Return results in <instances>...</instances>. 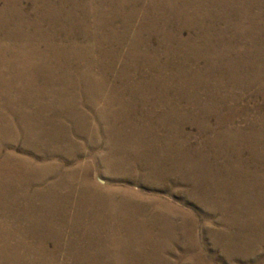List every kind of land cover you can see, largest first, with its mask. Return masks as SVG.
Segmentation results:
<instances>
[{
  "label": "bare ground",
  "instance_id": "obj_1",
  "mask_svg": "<svg viewBox=\"0 0 264 264\" xmlns=\"http://www.w3.org/2000/svg\"><path fill=\"white\" fill-rule=\"evenodd\" d=\"M24 1L0 0V223L11 226L0 230V236L4 240L0 242V264H25L19 256L13 255L15 247L25 251L33 250L53 259L56 241L59 240L61 233L54 232L52 226L46 225V221L59 222L62 227L65 220L73 221L71 227L73 231L67 234L69 241L66 246L67 258H70L71 264H81L78 257L84 255L87 250L76 248L75 241L94 242L105 239L106 235L105 229L101 230L104 227L97 226L101 234L92 230L95 229L92 227L98 223V218L89 215V220L85 221L80 213H74L73 217L72 206L78 204L80 209L90 210L86 204L91 203L94 197L89 195V191L94 193L98 191L107 199L112 196L113 190H116L115 192L121 190L112 186L111 190L106 189L108 193L98 190L92 179L95 177V180L101 181L98 172L92 170V164L83 160L80 163L78 159L81 145L82 148L97 147L99 143L98 138H95L92 124L87 123L89 116L102 124L104 143L108 145L114 135L117 137L114 131L116 123L126 121L129 128H137L136 124L139 123L137 119L142 113L140 109L139 112L133 109L134 105L131 111L122 107V101L116 97L122 85L117 79L122 80L123 77L142 79L146 77L145 67H150L153 76H164L169 72L163 71L153 62L149 66L141 64L137 60L139 57L137 53L132 54V51L128 54L119 51L117 58H121L124 53V56L133 57L139 65L128 66L129 70L126 65L115 70V65L119 61L116 57L114 59L113 53L111 55L107 53L103 44L109 42L112 47L118 45L125 47L127 41L123 43L119 35H116L114 40L100 34V31L109 25V20L100 18L93 20L92 14H83L91 19L89 23L80 21L76 29L72 30L60 22L63 12L50 0H40L41 8L33 15L23 11ZM190 1L192 0H172L167 4L159 3L154 6L150 3V6H145L146 8L144 3L137 8V1L132 2L135 8L132 9L133 14L135 12L139 16L142 15L144 19L150 16L156 22L165 14L172 15L173 19L169 22L174 23V32L177 36H167L165 41L168 44L175 43L178 56L183 57V64L175 66L177 82L171 85L170 89L186 91L187 86L195 85L204 75L236 76L247 80V84L239 82L234 85L235 90L248 92L254 87L252 94L264 102V83H257L259 77L264 79V0H210L211 3L202 4ZM113 2L115 0H106L104 8L112 6ZM114 10L119 14H125V10H118L117 7H114ZM72 14L67 13V16L71 17ZM206 16L214 19H210L211 21L204 25ZM143 18L140 19L141 22L144 21ZM201 19L202 21H198ZM219 21L227 23L234 37L245 36L251 45L231 50L222 45V36L213 33L215 29L210 31L209 28H214ZM180 24L194 28L195 35L190 32L184 35ZM195 28H203L204 32L199 33ZM124 35L129 36L126 33ZM135 35L131 36L129 41V48L132 50L142 46L140 34ZM80 36L82 44L80 40L75 39L77 37L79 39ZM85 39L93 40V49L98 50V55L92 54V46H88ZM168 57L169 54L165 59ZM256 62H263L259 72L254 69ZM231 63L234 65L230 66ZM172 64H175V61L172 60ZM198 64L200 70L197 69ZM112 76L117 78L114 80ZM133 83L134 89H131L130 93L142 95V86L147 84L144 81ZM162 88L159 92L168 90L164 86ZM208 90L214 91L211 88ZM234 95L236 99L240 98ZM222 104L224 102L220 103ZM162 105H165L162 101L158 102L159 107H163ZM168 106L169 108L166 107L168 110H175L171 109L175 108L171 107V104ZM238 107H241L242 113L246 111L244 107L234 105V109ZM256 108L259 109L261 106L257 105ZM196 109L201 117L204 116L206 109L198 107ZM92 110L96 117L91 114ZM253 122L250 121L248 124ZM69 123L75 129L74 133L66 129ZM146 135L154 143L161 139V135L156 133L146 132ZM16 147L20 148V152H17ZM143 149L147 154L155 156L150 158L144 156L139 161H131L113 157L107 151L101 159L99 158L100 164L106 172L124 173L133 178H136L135 168L140 164L142 176H152L161 181L168 174L175 173L184 176L181 180L183 185L188 184L201 195L222 194V198L221 195H217L215 204L224 199L221 212L225 226L223 231L211 233L214 244L224 246L222 250L229 259L227 262L221 260L222 264H264V174H253L248 170L249 164H246L248 169L240 163L235 166L234 160H228L231 163L227 166L232 165L226 167L229 169L224 170L226 174L224 171L220 173L223 168L214 161L210 163L205 160L192 161L193 154L204 155L198 148L197 152L196 149L189 148L177 155L170 153L169 148L164 149L153 143L144 146ZM220 176H224L226 182L220 178L217 180ZM211 178L212 181L209 180ZM229 178L236 179L237 182L230 183L227 181ZM125 190L127 189L121 190L124 192L121 195L128 196V199L122 202L120 207L131 210L133 208L129 207L130 204L137 203L139 196ZM213 199L214 197H211L208 200L213 202ZM132 216V212L123 215L126 219ZM184 216L186 218V214ZM87 226L91 227L87 229ZM12 227H15L14 231L11 230ZM12 235L28 238L33 244L28 246L26 243L21 246L17 242V245L8 246L5 239H10ZM245 237L247 239H241ZM107 240L111 241V250L104 255L102 252L106 251L95 252L102 258L100 261L110 257L112 259L110 263L113 264H161V258L165 256L164 250L157 242L137 240L129 244L110 237ZM49 242L55 246L51 250L47 248ZM206 247L205 257L198 259L197 264H215L212 246L207 242Z\"/></svg>",
  "mask_w": 264,
  "mask_h": 264
},
{
  "label": "rangeland",
  "instance_id": "obj_2",
  "mask_svg": "<svg viewBox=\"0 0 264 264\" xmlns=\"http://www.w3.org/2000/svg\"><path fill=\"white\" fill-rule=\"evenodd\" d=\"M105 1L106 0H50L58 9L62 10L63 14L60 18V22L68 29L69 27H71V29H76V25H79V23H81L80 21H85L86 24L89 23L91 19L83 14H92L91 18L93 20H109V25L103 28L100 34L107 39L114 40L115 36L119 35L123 43L127 41V46L125 47L122 45L120 47L119 45L118 47H112L109 42L103 44V48H105L107 53H110V55L113 53L114 59L116 57L119 61L115 65V70L120 69V67L123 68L125 65L127 70H129L128 66L133 64L139 65L138 61L135 62L133 57L132 59L131 57L129 58L123 55L124 53L128 54L132 51V54L137 53L139 56L137 60H139L141 64L149 66L153 62L156 66H159L160 69L168 71L169 73L164 76H153L150 72V67H145L146 77L142 79L138 77H135L136 79H125L124 77L122 80L117 79V82L122 85L121 89L118 91L119 95L116 97L122 101V107L130 109L127 111L136 109V111L139 112L138 109H140L142 113L137 119L139 122L136 124L138 126L137 128H129L126 121L116 123L114 131H116L115 134H117V137L114 135L108 145L104 143L105 138L102 131V124L95 119L94 121L92 117L89 116L87 123L88 125L92 124L91 126L95 132V138H98L99 143L97 147L89 146L86 148V146H83L82 148V145L80 146L81 149L78 153L80 163H82V160L83 162H88L90 165L92 164V170L95 169L98 172L97 175H99L101 181L95 180V177H92L98 190L105 192L106 189L111 190L112 186L121 190L127 189L130 193H133V195L136 194L139 197L137 198V203L132 202L129 206L134 210H125L120 207V205L128 199V196H122L121 193L124 192H121V190L120 192H115L116 190H113L114 192L111 193L112 196L107 199H104L103 194L100 195L98 191L97 193L89 191V195L94 197L91 203L86 204L90 210H82L79 208L78 204L72 206L73 217L74 213H80L82 219L85 221L89 220V215L98 218V223H95V226L92 227L95 229L92 230L94 233L101 234L97 226L104 227L100 229H105L104 235H106L105 239L94 242L93 240L75 241L76 248H85V250H87L84 255L78 257V259L81 261V264H102V262L104 264H113L110 263L112 262L110 257H106L103 261H100L102 258L99 257V254L95 253L106 251L104 253L102 252V255H104L111 250V241L107 240V238L110 237L111 239L128 242L129 244H133L137 240H148L153 243L157 242L162 250H164L163 253L165 255L161 258L163 262H160L161 264H197L199 263L198 259L205 257V252H207L206 243L208 242L213 249L215 256V259L213 258L214 263L222 264L221 260H229L225 251L222 250L224 246L219 247L215 245L213 241L214 238L212 237L213 235L211 236L212 231L218 233L219 231H223L225 226L222 221L223 214L221 212L224 199H221L219 203L216 202L219 206L215 204L219 193L213 194L212 196L211 193L210 195L207 193L206 195H201L188 184L183 185L181 180L184 176H179L175 173L168 174L165 178L161 179V181L152 176H142L143 174L141 170H139L140 164L135 168L137 169L136 178L118 172L111 174L110 172H106L101 166V160H99V158L101 159L107 151H109V154L113 157L126 158V160L131 161H139L144 156L149 158L154 157L155 154H147L143 149L144 146L153 143L155 146L164 147V149L169 148L170 153L175 155L181 154L182 151H187L189 148L196 149V152L197 148L201 149L204 155L193 154L192 161L200 162L205 160L208 163L214 161L222 166L223 169H221L220 173H223L225 169L232 165L227 166L231 163L228 160H234L233 163L235 166L240 163L247 168L246 164H249L248 170L255 175H262L264 174V102L260 97L257 98L252 94L254 87L248 92L235 90V84L239 82L247 84V80L240 79L236 76L221 77L217 75L206 77L204 75L205 78L200 77V80H198L195 85L187 86L186 91L183 90L181 92L177 89L171 90L170 86L177 82L175 66L180 63L183 64V57L180 58L178 56L179 53L175 43L168 44L165 41V37L167 36H177L174 32V23L169 22L173 19L172 15L165 14L162 16L161 20L156 22L151 19L150 16H148L146 20L142 15H140V17L135 12L133 14L132 9L134 5L132 2L137 1V8L144 3V8H146L145 6H150V3L154 6L159 3L167 4L172 0H115L112 6L104 8ZM190 2L199 4L206 2L211 3L210 0H192ZM22 7L23 11H26L29 15H33L35 11H39L41 8L40 0H25ZM114 7H117L118 10H125V14H119V12L114 10ZM104 9L106 11H104ZM92 11H94V13H92ZM67 13L73 14L71 17H68ZM152 14L155 15L154 12H152ZM142 18L144 19L143 22L140 21ZM210 19L212 20L214 18L206 16L203 24L209 23L211 21ZM198 21H202V19ZM180 27H183L181 30L184 35H186L187 32L195 35L194 28L183 24H180ZM175 28L177 30V26ZM209 28L210 31L215 29L216 31L213 33L222 36L223 40L221 44L227 46L230 50L237 47L246 48L251 45L246 38H244L245 36L234 37L227 23L224 24L219 21V23L216 22L214 28ZM195 29H197L199 33L204 32L203 28ZM124 33L129 36L125 37ZM136 33H138V35L140 34L142 46H138L137 49L132 50L129 48V41L131 36H136ZM59 34H61V32ZM235 38L239 39L235 40ZM75 39L77 41L80 40V44H82L81 36L79 39L78 37ZM90 39H85L84 41L89 44L88 46H92L93 49L94 43L93 40ZM119 51L124 53H122L123 56L121 55V58L118 59ZM92 54L98 55V50L93 49ZM168 54L170 57L165 59V56ZM231 54L234 53L231 52ZM172 60L175 61V64H172ZM93 65L96 64L93 63ZM108 65L107 62V66ZM229 65L233 66L234 64L231 63ZM182 66L184 67V65ZM206 67H208V65ZM262 67L263 62H256L254 65V69L258 72L261 71ZM199 68L200 64L197 65V69ZM114 77L112 76L111 78L115 80L117 76ZM141 81L147 84V86L141 85L143 88L141 92L142 95L138 96L133 90L134 94H131L130 91L134 89L135 84L133 82L140 83ZM257 83L263 84L264 79L259 77ZM163 86L168 88V90L159 92L160 88L163 89ZM208 88L214 91L211 92ZM234 94L240 98L236 99ZM82 98L84 99L85 97ZM160 101L165 104L162 105L163 107L158 106V102ZM222 102H224V104L220 105ZM168 104H171V107H175L171 108L175 110H168L166 108H169ZM133 105L135 106L134 108ZM234 105L242 106L246 111L242 113L240 111L241 107L234 109ZM257 105H260L261 108L257 109ZM195 106L206 109L204 116L201 117V115L198 114ZM91 114H93V117H96L93 110ZM168 115H171V117ZM250 121H254L253 124H248ZM66 129L71 130V133L75 132L71 123L66 126ZM99 132L100 134H98ZM146 132L161 135V139L154 143L153 140L147 137L148 134L146 135ZM16 150L20 152L19 147H16ZM90 152L93 154H90ZM166 156L169 157L170 155ZM228 170L229 169L226 171ZM226 171H224V174H226ZM219 178L220 180L223 179V182H226L224 176L218 177L217 180ZM209 180L212 181L213 178ZM227 181L230 183L237 182L236 179L231 178ZM80 193L79 191V194ZM105 193L108 192L106 191ZM41 194L44 195L43 193ZM220 195L219 196L222 198L223 195ZM203 196L207 199H204ZM95 197L97 198L95 199ZM211 197H214L213 202L208 200ZM44 207L47 209L46 206ZM126 212H132L133 216L130 219L124 218L123 215L126 214ZM175 213L178 215L175 216ZM184 214H186V218ZM179 215L183 217L181 218ZM189 217L193 219H189ZM46 222L48 223H46V225L52 226L54 232H58V234L61 233L59 240L56 241V247L53 246L51 242L47 244L49 250H51L52 247L56 248L52 255L53 259H49L44 255L42 256L33 250L25 251L19 247L13 249V255L19 256L25 264H71L70 258H67L66 246L69 243L67 234L73 231L71 229L73 221L65 220V225L62 227L58 224L59 222ZM9 227L11 226L0 223L1 231ZM90 227L91 226H87L86 228L88 229ZM14 229L15 227L11 228L12 231H14ZM15 237L16 236L12 235L10 239H5L8 246H13V244L17 245V242H19L18 244L21 246L26 243L28 246L33 244V241L28 238L23 239L18 236ZM222 238L223 237H221V240ZM1 241L4 240H2L0 236V242ZM8 246L5 247L6 250Z\"/></svg>",
  "mask_w": 264,
  "mask_h": 264
}]
</instances>
